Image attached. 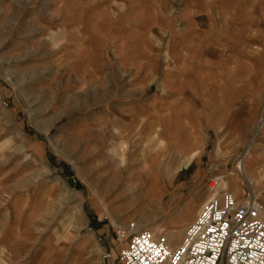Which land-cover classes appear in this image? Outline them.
Segmentation results:
<instances>
[{
    "label": "rangeland",
    "instance_id": "obj_1",
    "mask_svg": "<svg viewBox=\"0 0 264 264\" xmlns=\"http://www.w3.org/2000/svg\"><path fill=\"white\" fill-rule=\"evenodd\" d=\"M108 1L0 0V231L13 223L28 239L26 254L16 260L0 244V264H101L102 250L112 253L114 231L128 222L174 247L200 204L226 179L233 182L227 190L243 194L236 165L252 128L222 166L210 160L214 149L207 142L200 156L204 182L200 188L191 181L192 190L206 193L200 204L169 203L162 173L151 168L169 148L152 132L148 116L134 131L141 125L123 112L139 106L126 92L128 71L120 76L112 56L120 37L111 30L112 12L121 4ZM149 36L158 50H146L165 64V36ZM251 145L247 157L264 147V132ZM256 172L253 178L248 173L254 187L264 179ZM215 175L222 178L213 193L207 183ZM258 195L264 216V191ZM86 237L90 248L83 255L78 244Z\"/></svg>",
    "mask_w": 264,
    "mask_h": 264
},
{
    "label": "crops",
    "instance_id": "obj_2",
    "mask_svg": "<svg viewBox=\"0 0 264 264\" xmlns=\"http://www.w3.org/2000/svg\"><path fill=\"white\" fill-rule=\"evenodd\" d=\"M114 2L121 6L112 12L111 30L120 37L112 56L120 76L128 71L126 92L133 96L131 105L139 106L123 112L131 113L129 119L141 125L134 131L141 130L142 117H156L154 122L147 117V123L151 122L152 132H159L169 155L160 161L164 155L160 152V160L151 168L162 173L169 203L180 199L200 204L206 193L192 190L191 181L201 188L206 177L200 158L205 145L209 141L214 149L209 154L213 163L231 162L248 140L264 102V0ZM101 12L99 6L98 17ZM150 33L165 36L164 49H160L169 59L165 64L153 52L158 47ZM150 48L152 54L146 50ZM140 98L145 106L137 103ZM256 148L245 158L252 178L260 174L256 171L264 176V147ZM196 150L198 156L193 155ZM258 187L264 191V186ZM12 227L13 223L2 226L0 244L16 260L26 254L28 239ZM78 248L80 254L88 253L87 237Z\"/></svg>",
    "mask_w": 264,
    "mask_h": 264
},
{
    "label": "built area",
    "instance_id": "obj_3",
    "mask_svg": "<svg viewBox=\"0 0 264 264\" xmlns=\"http://www.w3.org/2000/svg\"><path fill=\"white\" fill-rule=\"evenodd\" d=\"M262 129L264 106L248 141L252 143ZM220 178H209L207 189L216 190ZM242 182L239 198L222 189L205 199L174 247L161 234L153 235L145 228L130 230L134 224L128 222L114 231L112 253H102L101 264H264L261 189L246 183L244 177Z\"/></svg>",
    "mask_w": 264,
    "mask_h": 264
},
{
    "label": "bare ground",
    "instance_id": "obj_4",
    "mask_svg": "<svg viewBox=\"0 0 264 264\" xmlns=\"http://www.w3.org/2000/svg\"><path fill=\"white\" fill-rule=\"evenodd\" d=\"M252 145H251V142L248 144V147H247V149H246V151L244 152V154H243V157L237 162V165H236V167H237V169L240 171V173H241V175H242V177H244L245 179H246V183H248L249 185H251V186H253L254 187V185H253V183H252V179L249 177V174H247V171H246V166H245V158L247 157V153H248V150H249V148L251 147ZM230 176V175H229ZM240 178V177H239ZM241 181V180H240ZM243 183V182H242ZM233 185V182L231 183L228 179H226V181H224V183H223V186H222V189H224V190H227V189H229V186L231 187ZM211 191V190H210ZM228 192H230L231 194H232V196L234 197V198H237L235 195H234V193L235 192H233L232 190L231 191H229V190H227ZM211 192H215V191H211ZM241 192H243L242 191V189H241ZM212 194V193H211ZM134 225L131 227V229L130 230H136L137 228H138V226H137V228H136V226H135V223H133ZM123 227H119V229H122ZM149 231V230H148ZM150 232V231H149ZM151 233V232H150ZM180 234V233H179ZM178 234V235H179ZM164 237V236H163ZM165 238V237H164ZM165 240H166V238H165ZM166 242H167V244H168V241L166 240ZM168 246L170 247V245L168 244Z\"/></svg>",
    "mask_w": 264,
    "mask_h": 264
}]
</instances>
